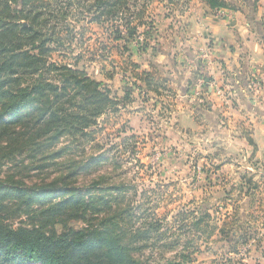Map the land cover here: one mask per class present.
Here are the masks:
<instances>
[{"label": "rangeland", "instance_id": "rangeland-1", "mask_svg": "<svg viewBox=\"0 0 264 264\" xmlns=\"http://www.w3.org/2000/svg\"><path fill=\"white\" fill-rule=\"evenodd\" d=\"M74 8L64 9L66 19L54 20L49 27L48 33L61 39L47 46L46 60L55 67L29 73L20 87L39 80L62 87L65 78L57 67L65 66L102 82L117 101V110L103 113L86 135L54 139L36 138L34 132L42 115L48 118L59 105L55 96L6 113L4 121L29 142L0 160L2 220L13 227L40 228L56 241L74 238L89 226L124 232L130 257L141 264H258L264 239V162L228 150L206 128L178 127L172 94L159 97L150 92L164 87V76L156 72L155 86L149 89L120 56L125 47L140 54L157 45L160 21L155 13L161 5H149L146 25L129 43L115 40L112 24L84 20L81 8ZM25 51L38 54L31 47L21 52ZM71 91L67 93L72 96ZM192 95L190 101L198 106ZM135 107L146 111L136 116ZM76 194L84 197L80 206L71 199ZM205 213L210 217L199 230L196 223ZM59 252L71 264L93 260V254L72 249Z\"/></svg>", "mask_w": 264, "mask_h": 264}, {"label": "trees", "instance_id": "trees-1", "mask_svg": "<svg viewBox=\"0 0 264 264\" xmlns=\"http://www.w3.org/2000/svg\"><path fill=\"white\" fill-rule=\"evenodd\" d=\"M154 1L164 0H0V107L4 110L0 112V137L4 138L0 142V160L19 152L24 144L29 142L22 139L23 133L13 132L14 127L4 121V115L17 113L38 99H46L47 96L53 95L59 105L48 118L44 113L38 120L34 132L37 133L36 138L53 135L54 139L55 136L62 134L86 135L103 113L108 109L117 110V101L112 98L110 90L103 88L102 82L84 72L65 66L57 67L65 78L62 87L41 80L34 85L20 87L22 78L29 73L55 67L49 65L46 60L50 53L48 44H58L61 40L57 35L48 33L52 21H59L61 18L65 20L68 12H63L64 9L65 11L70 9L72 12L74 7H80L84 20L89 19L100 25L112 24L115 28V40L129 43L139 35V29L146 25L143 19L149 5ZM167 1L174 5L181 1L186 4L190 0ZM204 1L212 9L232 7L226 0ZM22 21H26L27 24L24 25ZM27 47L38 50V54H32L30 51L21 52ZM18 51L21 53L15 55ZM128 52L129 48L125 47L119 53L124 62L138 71L140 66L130 61L131 56H127ZM133 70L130 71L131 75ZM133 76L149 89H152V85L155 86V79L150 72L144 71ZM68 88H72L71 92L74 93L72 96L68 95ZM153 91L157 92L158 88ZM130 93L129 91L127 96L130 97ZM78 98L81 101H77ZM62 100H65V103H60ZM66 104H70L71 107L65 108ZM206 104L204 101L199 106ZM83 198L82 194H76L71 199L74 200L75 206H80L85 202ZM209 217L210 215L205 213L196 223L199 230H202L201 225ZM102 225L104 227L107 224ZM222 232L225 234L224 229ZM126 237L127 234L124 232H114L109 228L99 230L89 226L76 232L74 238L56 241L40 228L13 227L0 217V263L28 261L42 264H71L62 260L60 255L62 253L59 250L72 249L85 253L86 256L93 254L91 255L93 260L88 261L89 264H141L130 257L128 243L124 242ZM69 245L73 246L68 247ZM18 253L21 255L17 256Z\"/></svg>", "mask_w": 264, "mask_h": 264}, {"label": "crops", "instance_id": "crops-1", "mask_svg": "<svg viewBox=\"0 0 264 264\" xmlns=\"http://www.w3.org/2000/svg\"><path fill=\"white\" fill-rule=\"evenodd\" d=\"M226 1L231 8L212 9L204 0L183 5L153 2L163 10L155 13L160 21L157 45L129 54L140 59L135 61L140 66L137 73L150 72L154 79L156 72L164 76V87L150 92L159 97L164 92L172 94L178 127L206 128L228 150L264 162V87L251 88L254 80L264 81V0ZM182 6L184 10L179 11ZM203 80L216 83L224 95L211 87L204 91L197 101L207 104L198 105V117L189 96L201 89ZM145 111L146 107H135L134 114ZM261 245L258 264H264V239Z\"/></svg>", "mask_w": 264, "mask_h": 264}, {"label": "built area", "instance_id": "built-area-1", "mask_svg": "<svg viewBox=\"0 0 264 264\" xmlns=\"http://www.w3.org/2000/svg\"><path fill=\"white\" fill-rule=\"evenodd\" d=\"M209 87H211L212 89L215 88V90L217 91V93L219 95H224L223 91L220 90V88L217 86L216 83L212 82V81H202L201 82V89H197L193 92V95L191 98H193L194 100H199L202 99L204 96V91H206ZM264 87V81L263 80H254V82L251 84V88L252 91H260L262 90Z\"/></svg>", "mask_w": 264, "mask_h": 264}]
</instances>
